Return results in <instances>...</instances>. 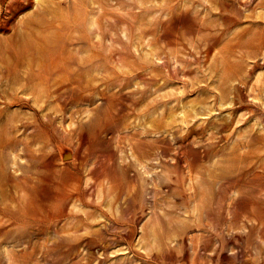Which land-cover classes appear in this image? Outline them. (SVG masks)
<instances>
[{
    "label": "rangeland",
    "instance_id": "374dc122",
    "mask_svg": "<svg viewBox=\"0 0 264 264\" xmlns=\"http://www.w3.org/2000/svg\"><path fill=\"white\" fill-rule=\"evenodd\" d=\"M0 23V264H264V0Z\"/></svg>",
    "mask_w": 264,
    "mask_h": 264
},
{
    "label": "bare ground",
    "instance_id": "6f19581e",
    "mask_svg": "<svg viewBox=\"0 0 264 264\" xmlns=\"http://www.w3.org/2000/svg\"><path fill=\"white\" fill-rule=\"evenodd\" d=\"M19 2V1H18ZM1 24V23H0Z\"/></svg>",
    "mask_w": 264,
    "mask_h": 264
}]
</instances>
